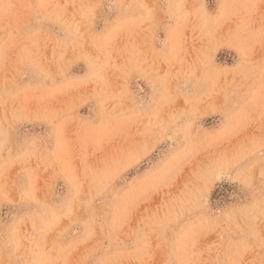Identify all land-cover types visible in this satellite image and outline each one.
I'll return each mask as SVG.
<instances>
[{
	"label": "rangeland",
	"instance_id": "374dc122",
	"mask_svg": "<svg viewBox=\"0 0 264 264\" xmlns=\"http://www.w3.org/2000/svg\"><path fill=\"white\" fill-rule=\"evenodd\" d=\"M0 264H264V0H0Z\"/></svg>",
	"mask_w": 264,
	"mask_h": 264
}]
</instances>
